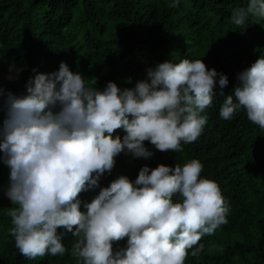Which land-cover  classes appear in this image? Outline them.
Wrapping results in <instances>:
<instances>
[{"label":"clouds","instance_id":"1","mask_svg":"<svg viewBox=\"0 0 264 264\" xmlns=\"http://www.w3.org/2000/svg\"><path fill=\"white\" fill-rule=\"evenodd\" d=\"M250 16L264 18V0L236 8L231 23L245 27ZM217 78L223 96L225 74L209 70L203 60L184 59L147 69V79L133 88L110 81L101 90L95 78L61 62L57 72L30 78L26 94L9 92L2 106L0 161L10 169L4 193L20 254L29 260L65 255L69 250L58 233L63 228L76 238L70 254L79 264H186L189 254L199 256L205 248L200 241L228 223L230 209L219 184L201 178L198 159L144 166L134 182L123 175L108 187L99 182L121 153L152 158L146 141L160 152H182V143L197 141ZM238 80L223 101L221 118L243 109L264 129V57ZM117 130L126 134L114 136ZM95 188L99 194L81 211L80 194ZM125 239L127 247L114 250Z\"/></svg>","mask_w":264,"mask_h":264},{"label":"trees","instance_id":"2","mask_svg":"<svg viewBox=\"0 0 264 264\" xmlns=\"http://www.w3.org/2000/svg\"><path fill=\"white\" fill-rule=\"evenodd\" d=\"M173 2L0 0V125L8 93L26 94L30 78L57 72L61 62L86 79L95 78L103 90L110 81L121 89L133 88L147 79V69L163 62L203 60L209 70L225 74L229 84L221 96L217 78L213 104L201 113L208 119L197 141L182 143V152H160L146 141L153 157L121 153L100 187L122 175L134 182L144 166H183L198 159L204 166L201 178L219 184L230 211L228 223L204 236V251L197 257L189 254L186 264H264V129L243 109L229 120L220 116L224 99L239 85L238 75L264 57V18L250 16L245 27L231 23L233 11L246 7L248 0H180L177 8L169 7ZM9 65L22 68L16 80L5 77ZM125 134L117 130L114 136ZM9 175L0 161V264H79L70 254L76 238L63 228L58 233L69 250L65 255L29 260L20 254L7 215L12 207L4 193ZM99 191L80 194L81 211H87L84 205ZM126 247L127 239L114 244L117 251Z\"/></svg>","mask_w":264,"mask_h":264},{"label":"rangeland","instance_id":"3","mask_svg":"<svg viewBox=\"0 0 264 264\" xmlns=\"http://www.w3.org/2000/svg\"><path fill=\"white\" fill-rule=\"evenodd\" d=\"M22 68L14 65H9L5 74V77L10 80H16L17 76Z\"/></svg>","mask_w":264,"mask_h":264}]
</instances>
